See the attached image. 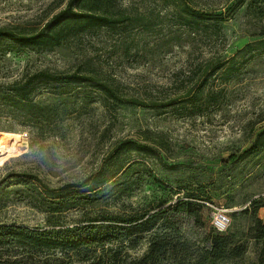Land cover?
Wrapping results in <instances>:
<instances>
[{
	"label": "rangeland",
	"instance_id": "rangeland-1",
	"mask_svg": "<svg viewBox=\"0 0 264 264\" xmlns=\"http://www.w3.org/2000/svg\"><path fill=\"white\" fill-rule=\"evenodd\" d=\"M64 1L0 0V28L40 27ZM248 1L191 0L196 11L222 14L216 26L191 29L170 3L125 0L149 27L103 28L49 51L1 42L0 85L87 66L140 104L90 88L58 94L45 83L30 112L0 97V226L58 229L191 200L209 206L212 220L226 210L241 246L215 264H264V14ZM170 222L202 245L192 216L171 212ZM2 233L0 264H54L62 255ZM144 248L126 250L122 264Z\"/></svg>",
	"mask_w": 264,
	"mask_h": 264
},
{
	"label": "trees",
	"instance_id": "trees-1",
	"mask_svg": "<svg viewBox=\"0 0 264 264\" xmlns=\"http://www.w3.org/2000/svg\"><path fill=\"white\" fill-rule=\"evenodd\" d=\"M124 1L65 0V5L44 20L40 27H1L0 43L10 41L22 47L49 51L68 46L80 37L103 28L127 30L151 25L150 18L138 13L131 2L126 4ZM151 1L170 3L179 13H184L183 20L191 29L216 26L212 19L222 17V14L194 10L189 3L191 0ZM263 6L264 0H249L247 9L255 16H262ZM42 83L58 94L70 93L77 87L90 88L99 91L107 99L140 104L134 96H123L119 86L110 77L87 66L66 71H38L27 79L23 77L0 85V97L8 106L24 113L30 112L33 107L36 108L33 93ZM135 147L142 151L149 148L139 144ZM171 212H183L193 217L195 225L204 233L202 245L193 248L189 237L179 226L170 222ZM7 229L12 234L24 236L37 247L59 249L62 255L54 260V264H122L123 257L128 256L126 250L138 249L142 242L145 248L140 255L132 258L131 264H157L161 258L177 264H215L242 253L232 228L223 231L215 228L209 206L183 199L154 212L131 209L104 213L99 220H88L84 225L58 229L35 231L24 227L0 226V238ZM259 231L264 237V226Z\"/></svg>",
	"mask_w": 264,
	"mask_h": 264
},
{
	"label": "built area",
	"instance_id": "built-area-1",
	"mask_svg": "<svg viewBox=\"0 0 264 264\" xmlns=\"http://www.w3.org/2000/svg\"><path fill=\"white\" fill-rule=\"evenodd\" d=\"M213 225L219 231L227 229L229 225V216L226 210H220L214 214Z\"/></svg>",
	"mask_w": 264,
	"mask_h": 264
}]
</instances>
